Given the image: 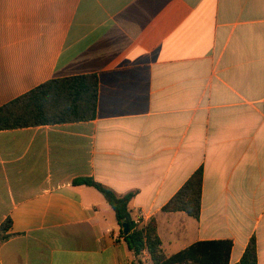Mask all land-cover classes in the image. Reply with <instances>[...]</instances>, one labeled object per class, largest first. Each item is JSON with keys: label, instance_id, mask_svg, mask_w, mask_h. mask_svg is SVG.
I'll use <instances>...</instances> for the list:
<instances>
[{"label": "crops", "instance_id": "0c3cea01", "mask_svg": "<svg viewBox=\"0 0 264 264\" xmlns=\"http://www.w3.org/2000/svg\"><path fill=\"white\" fill-rule=\"evenodd\" d=\"M81 75L92 120L0 130V264L135 261L77 178L132 193L167 257L228 240L236 264L253 238L264 264V0H0V106ZM197 169L198 218L163 212Z\"/></svg>", "mask_w": 264, "mask_h": 264}, {"label": "trees", "instance_id": "16d2710c", "mask_svg": "<svg viewBox=\"0 0 264 264\" xmlns=\"http://www.w3.org/2000/svg\"><path fill=\"white\" fill-rule=\"evenodd\" d=\"M97 79L94 75H81L51 79L0 106V130L37 127L92 120L95 116ZM73 185H85L97 190L114 212L121 235L135 261L146 252L151 264H228L231 242L205 241L195 243L179 253L167 257L161 250L154 218L140 223L131 216L129 203L132 193L117 195L109 188L90 178H77ZM202 170L197 169L162 207L163 212H184L197 219L200 210ZM127 233L123 232V225ZM11 227L10 219L0 226V241ZM236 264H257L255 241L251 238Z\"/></svg>", "mask_w": 264, "mask_h": 264}, {"label": "water", "instance_id": "95a60500", "mask_svg": "<svg viewBox=\"0 0 264 264\" xmlns=\"http://www.w3.org/2000/svg\"><path fill=\"white\" fill-rule=\"evenodd\" d=\"M123 232H124V234L127 233V226H126V224L123 225Z\"/></svg>", "mask_w": 264, "mask_h": 264}]
</instances>
